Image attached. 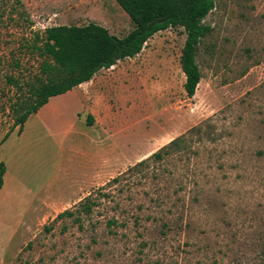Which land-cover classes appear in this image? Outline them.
<instances>
[{
	"label": "rangeland",
	"instance_id": "1",
	"mask_svg": "<svg viewBox=\"0 0 264 264\" xmlns=\"http://www.w3.org/2000/svg\"><path fill=\"white\" fill-rule=\"evenodd\" d=\"M90 22L120 37L135 28L116 0H0V142L15 122V102L29 95L26 83L39 73L42 58L32 46L37 33ZM204 23L212 31L198 47L202 79L193 97L181 67L187 35L175 27L79 86L96 119L78 122V131L96 143L84 139L70 148L66 137L79 101L51 98L55 110H45L33 128L36 146L16 168L22 177L12 187L34 192L29 202L70 200L20 223L1 264L261 263L264 0H216ZM202 124L203 134L189 135L181 152L108 184ZM117 161L123 163L103 182L81 189L95 165ZM89 194L97 202L85 214L79 202ZM67 209L74 215L55 220ZM17 223L0 222V229Z\"/></svg>",
	"mask_w": 264,
	"mask_h": 264
},
{
	"label": "trees",
	"instance_id": "2",
	"mask_svg": "<svg viewBox=\"0 0 264 264\" xmlns=\"http://www.w3.org/2000/svg\"><path fill=\"white\" fill-rule=\"evenodd\" d=\"M135 23V28L125 36L112 34L105 26L90 22L87 25H56L37 33L32 46L42 58L39 73L30 85L29 95L18 99L13 107L15 122L3 136L1 142L19 127L22 130L29 116L47 104L51 97L64 94L82 83L90 81L101 69L110 68L126 58L138 55L150 38L159 31L183 27L186 42L181 55V67L186 76L184 88L188 97L196 94L202 79L197 62V51L202 40L208 36L212 27L204 19L215 8L216 0H116ZM9 80L20 90L13 77ZM93 120L90 121L92 123ZM209 124V123H208ZM205 124L192 127L186 133L155 151L149 157L129 167L126 172L113 178L108 184L122 180L129 172L147 165L151 160L162 161L166 157L183 150L189 135L201 136ZM202 139V138H201ZM6 164L0 162V189L4 185ZM97 199L92 194L79 202V210L92 213ZM67 209L57 215L55 220L73 216ZM79 221V220H78ZM49 229V228H47ZM260 264H264V256Z\"/></svg>",
	"mask_w": 264,
	"mask_h": 264
},
{
	"label": "crops",
	"instance_id": "3",
	"mask_svg": "<svg viewBox=\"0 0 264 264\" xmlns=\"http://www.w3.org/2000/svg\"><path fill=\"white\" fill-rule=\"evenodd\" d=\"M101 71V70H100ZM92 79L85 83H90ZM83 84V83H82ZM81 84V85H82ZM79 85V86H81ZM79 86L74 87L72 90L57 95L56 97L63 98L65 96H74L77 101H79V104L77 105L76 112H75V119L72 122V128L71 131L69 130L70 134L66 137L67 142L69 144L70 148L74 147V144L79 146L78 142H81L85 139V141L94 142L96 143V139L87 137L84 135L81 131H78L81 129V127L77 126L78 122H84L86 119H89V121L96 119V114L92 111L89 105L84 103V98L82 96V93L80 92ZM55 97V96H54ZM52 98V97H51ZM50 101L45 104L40 110L36 113H33L29 116L27 121L25 122L22 130H20L19 127H17L10 136L5 139L3 142H0V162H4L6 164V173L4 175V185L0 189V222H6V221H16L18 222L17 225L10 227L8 229H0V264L4 262L1 259V256H5L7 249L9 245L12 242V239L15 237L16 233L18 232L20 226L19 224L22 222L27 221H36L38 220V216H46L50 213V206L53 207L55 202L64 203L69 202V200H60L58 198L49 197L42 202H39L38 200H34V202H29L31 200H28V198L33 197L36 198L37 195L33 193V196L30 195L31 191L28 190V196L25 195V193H17L16 192V186L13 189L12 182L13 179L17 180L20 179V176L18 174V170L15 172L17 167H20V165H23V157L24 155H30L31 150L36 146V137H34L33 128L35 127L36 123H39L41 121V116L45 110H48L49 112H54L51 110H55L54 107L56 106L53 102V98ZM57 109V108H56ZM86 112L85 113L82 111ZM85 117V119H84ZM95 123V120H94ZM92 137V136H91ZM123 162L119 163L117 161L116 163H110L109 165H102L96 168H93L92 176L88 177V179L84 182L81 189L88 190L92 189L96 185L103 182V176L111 173L114 169L117 171L119 168V165ZM18 169V168H17ZM20 169V168H19ZM65 174H68V170L63 169ZM18 174V176H17ZM51 185H53V179L51 181ZM79 195V193L77 194ZM76 195V196H77ZM75 196V197H76ZM72 199V198H71ZM17 207H19L17 209ZM37 215L36 218H28V216ZM3 237V238H2ZM6 239H10V242H8Z\"/></svg>",
	"mask_w": 264,
	"mask_h": 264
}]
</instances>
